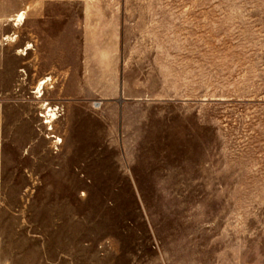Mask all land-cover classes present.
I'll return each mask as SVG.
<instances>
[{
	"label": "rangeland",
	"instance_id": "rangeland-1",
	"mask_svg": "<svg viewBox=\"0 0 264 264\" xmlns=\"http://www.w3.org/2000/svg\"><path fill=\"white\" fill-rule=\"evenodd\" d=\"M0 264H264V0H0Z\"/></svg>",
	"mask_w": 264,
	"mask_h": 264
},
{
	"label": "bare ground",
	"instance_id": "bare-ground-1",
	"mask_svg": "<svg viewBox=\"0 0 264 264\" xmlns=\"http://www.w3.org/2000/svg\"><path fill=\"white\" fill-rule=\"evenodd\" d=\"M23 15V14H22ZM22 15L20 14V16H18L19 18H21L22 17ZM43 84H44V82H43Z\"/></svg>",
	"mask_w": 264,
	"mask_h": 264
}]
</instances>
